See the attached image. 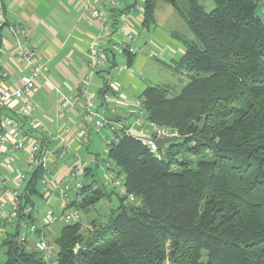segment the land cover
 Here are the masks:
<instances>
[{
	"label": "trees",
	"instance_id": "1",
	"mask_svg": "<svg viewBox=\"0 0 264 264\" xmlns=\"http://www.w3.org/2000/svg\"><path fill=\"white\" fill-rule=\"evenodd\" d=\"M164 1L194 36L184 40L186 51L174 62L188 82L177 94L149 86L142 105L149 127L161 126L181 138L152 151L118 128L119 141L106 150L111 160L106 164L126 190L109 192L94 187L96 180L84 183L77 192L82 199L68 207L88 211L112 193L119 203L106 221L87 230L80 220L65 223L55 240L54 264H264V15L259 1L214 0L210 12L199 0ZM155 2L145 0V25L154 21ZM43 177L44 167L38 165L27 178L16 229L6 230L2 241L6 259L1 264H47L38 246L28 250L27 240L18 241L21 224H35L33 212L25 214L23 208L29 204L34 210V196L44 197L38 188ZM77 245L85 249L80 261Z\"/></svg>",
	"mask_w": 264,
	"mask_h": 264
},
{
	"label": "crops",
	"instance_id": "2",
	"mask_svg": "<svg viewBox=\"0 0 264 264\" xmlns=\"http://www.w3.org/2000/svg\"><path fill=\"white\" fill-rule=\"evenodd\" d=\"M155 4L154 21L148 26L144 24L145 0H3L5 25L2 29L0 82L16 89L27 70L16 57V41L10 30L12 26H22L27 36L26 44L36 48L46 70L30 96L0 110L3 129L7 119H14L22 130L21 133L8 132L3 142L0 182L5 181L8 188H14L16 173L22 170L31 155L29 150H19L14 154L11 151L13 143L22 136L30 144L39 143L49 153L52 167L48 177L57 195L61 192L60 179L69 174L78 161L84 163L86 176L95 175L97 155L90 149L88 155L81 154L91 142L99 140L98 134L102 130L84 121L86 98L73 99L82 88L98 98V107L106 109L109 120L119 126L135 118L136 110L142 104L143 92L147 87L156 85L146 84L156 81L155 76L150 74L158 71L156 62L174 69L181 88L188 82L186 72L174 67V62L185 53L186 45L179 40L176 28H167L169 20L174 24L184 19L168 2L156 0ZM90 6L105 14V23L91 15ZM119 9L128 14L135 34L131 44L140 49L131 59L125 51L111 50L112 43L123 39L120 17L114 14ZM150 38L159 43L154 57L148 54L153 48ZM93 41L99 42L107 51L105 66L94 71L89 67L88 50ZM106 83L108 89L105 92L110 95L107 102L102 97ZM31 117L38 118L44 126H33ZM85 133L90 137L86 143L83 141ZM104 152L106 154L105 149ZM4 155H11L12 159L4 161ZM37 166L36 163L32 171ZM94 185L97 186L96 183ZM76 197L82 199V196ZM77 198L72 200L68 197L66 203L69 205ZM51 217L44 220V225H55L48 223ZM2 232L6 234L5 229Z\"/></svg>",
	"mask_w": 264,
	"mask_h": 264
},
{
	"label": "built area",
	"instance_id": "3",
	"mask_svg": "<svg viewBox=\"0 0 264 264\" xmlns=\"http://www.w3.org/2000/svg\"><path fill=\"white\" fill-rule=\"evenodd\" d=\"M260 4V11L264 15V0H257ZM91 15L98 19L100 22H106V16L102 13L101 10L97 8L89 7ZM121 28L120 32L122 33L123 39L112 43L111 50L113 52H127L129 54H136L140 49L133 46L131 43L135 38V34L132 32V22L127 13L120 14ZM5 25V16H4V7L3 0H0V53L3 49V40H2V29ZM11 33L13 34L16 41V57L21 62L22 65L27 69L26 72L21 77V82L18 88H10L0 82V110L4 109L11 103L17 100L24 99L33 92L36 87L37 80L44 74L46 70L45 65L39 60L37 55V50L34 47H29L26 44L27 36L24 32L22 26H12L10 27ZM150 44L153 48L149 51V56H156V49L159 48V43L154 39L150 38ZM89 67L92 71L101 69L104 67L107 62V51L106 48L97 41H93L89 45ZM81 97L86 98V112L84 114V121L91 123L97 129L106 128L107 132L110 134L105 139L106 150L113 142H118L119 137L116 134V130L120 127H124L127 134H130L131 128L139 129L143 132L144 127H149V123L145 119V109L142 104L136 110V116L131 122L121 125L112 123L108 116H106V109L98 107V98L90 92L85 87L81 89L80 92L73 96L74 100H79ZM110 95L105 93L103 95V100L105 102L109 101ZM7 124L3 129L0 125V156L3 154L2 146L3 142L6 139L7 133L10 131L22 132L19 124L14 119H7ZM30 122L35 127H43V123L36 117H31ZM4 125V124H3ZM154 133L157 131L158 136H170L173 135L170 131L162 130L159 131L155 126ZM147 133V132H146ZM155 135V137L157 136ZM89 134L85 133L83 137L84 143L89 141ZM142 141L150 147L152 151H158L159 148L154 144V140L142 139ZM19 150H29L30 157L26 161V166L28 169H33L35 164L42 165L46 167L50 161L49 153L42 148L39 143H28L25 140V136H22L20 139L13 143L11 148L12 153H16ZM65 151V150H64ZM12 159L11 155H4V161H10ZM74 182H65L61 187V196L69 197V191L74 190L79 192L84 187V182L82 181L83 176H85V165L81 161H78L75 168L69 173ZM49 177H43L41 180L42 184V193L44 196L49 195L53 187L50 185ZM27 182V174L23 170L18 171L15 175L14 188H8L5 181L0 182V233L4 230V225L15 226L14 221L19 218L20 211L22 206L20 204L19 196L25 187ZM115 186L119 187L122 192H125V187L119 181H114ZM66 199V200H67ZM64 208H68V203L63 204ZM25 214L33 212V207L29 204H25L23 208ZM51 220L48 223H55L59 220H64L66 223H71L74 221L80 220L79 213L64 212L61 216L52 214ZM30 232L36 233L40 230V240L37 244L38 249L42 252V255L47 264H54V250L49 241L46 238V233L48 232L47 224L43 228H38L36 224H26ZM27 235L24 237H19V242H25L27 240ZM79 249V245L76 246L75 252ZM1 264V263H0Z\"/></svg>",
	"mask_w": 264,
	"mask_h": 264
},
{
	"label": "rangeland",
	"instance_id": "4",
	"mask_svg": "<svg viewBox=\"0 0 264 264\" xmlns=\"http://www.w3.org/2000/svg\"><path fill=\"white\" fill-rule=\"evenodd\" d=\"M200 3L203 5L205 10L207 12H210L215 4L214 0H199ZM175 17H178L175 14ZM180 19V18H179ZM168 30H171V28H176V30L179 33V40L184 43V40H191L193 39V34L191 33L189 27L185 23V21L180 20L179 23H171V20L168 22ZM171 26V28H170ZM154 37V36H152ZM157 39V37H154ZM158 40V39H157ZM185 44V43H184ZM155 61V60H154ZM156 62V61H155ZM157 66L156 69L158 71H152L150 74L155 76L156 81L148 82L146 83L147 85L150 84H156L160 86H169L171 89L172 94H177L181 90V83H179V79L177 78V74L174 71V69H170L166 65L162 64L161 62H156ZM113 71H111L112 73ZM146 74V73H145ZM147 75V74H146ZM113 76V75H112ZM186 82V81H184ZM158 128V127H157ZM102 130L100 135L99 140L96 141L94 140L91 142L88 148H84L82 152V156L88 155L87 151L90 149L91 152H94L97 157L98 161L94 162V176H83L82 181L85 184H88L92 181V179H95V183L97 186L105 188L107 191L112 192L113 190L117 191L119 190V187L115 188V185L113 183V178L115 177L114 181H119L122 182L121 178H117L110 172L109 168L107 167L106 161L111 162L110 159L106 160L107 155L104 152V149L106 150V145H105V139L107 136L110 134L107 132L106 128L100 129ZM144 130L147 132V135H152L155 131V129L151 127H144ZM106 133V134H105ZM94 138L92 137L91 141ZM208 159H210V156H207ZM52 165H50V162L46 167H44V177H48L50 175L49 170H51ZM22 170L26 172L27 178L31 175L32 169H28V167L23 164ZM50 177V176H49ZM60 189L63 186L65 182H74V179L71 178L69 174H67L64 178L60 179ZM38 188L42 189V184L41 182L39 183ZM69 198L74 199L77 198L76 191L71 190L69 191ZM50 195V196H49ZM49 197H43L36 195L34 196L35 200V206L33 210V214L36 218L35 224L37 225L38 228H43L44 227V220L48 217L51 216L52 214L61 216L65 211L66 212H71L73 214L79 213L80 214V221L83 223L85 226V230H87V227H93V223L95 224L101 223L106 221L108 218V214L110 210L117 206L119 203V198L116 193H112L111 196L105 197L100 199L99 201L96 202L94 206H92L88 211L72 206L68 207L67 209L64 208L63 204L65 203L67 197H62L61 193L58 195L54 191V188L50 191ZM69 200V199H68ZM14 223H17V220L14 221ZM66 222L64 220H59L55 222V225L51 227V225L48 227V232L46 233L47 240L49 241V244L53 247V250L55 252L58 251V246L55 243L56 238L59 236L61 227L65 224ZM5 230H9L14 232L15 231V226H9L8 228H4ZM25 235L27 238V243L25 244L28 250H36L37 244L40 240V235L37 233H33L29 231V228L26 226L25 223H22L20 226V236L24 237ZM6 237V234L4 232L0 233V262H3L6 259L5 255V250L6 248L2 245V241ZM80 248V247H79ZM57 254V253H56ZM56 258V255L54 257V260Z\"/></svg>",
	"mask_w": 264,
	"mask_h": 264
},
{
	"label": "water",
	"instance_id": "5",
	"mask_svg": "<svg viewBox=\"0 0 264 264\" xmlns=\"http://www.w3.org/2000/svg\"><path fill=\"white\" fill-rule=\"evenodd\" d=\"M205 121H206V116L204 117V119L202 120V122L200 123L199 127L201 129L204 128L205 126ZM158 130L159 131H162L163 130V127L159 126L158 127ZM130 134L134 137H138L140 139H149V140H154V144L159 148V149H165L169 143H171L173 140L175 139H179L181 138V136L177 135V134H173V135H170V136H158L157 135V131L155 132V134L153 135H147V133H144L143 131L139 130V129H136V128H131L130 129ZM155 135H157L155 137ZM13 243L15 245V247L18 245V241L16 239L13 240ZM84 248H79L78 251H77V261H80L81 260V257L83 255V252H84Z\"/></svg>",
	"mask_w": 264,
	"mask_h": 264
}]
</instances>
